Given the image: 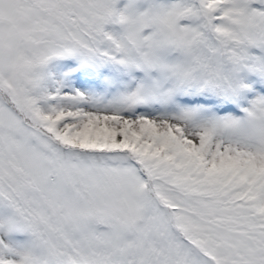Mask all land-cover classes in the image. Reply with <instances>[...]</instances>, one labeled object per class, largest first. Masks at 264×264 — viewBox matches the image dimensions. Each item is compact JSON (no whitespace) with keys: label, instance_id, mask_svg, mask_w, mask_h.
<instances>
[{"label":"snow or ice","instance_id":"snow-or-ice-1","mask_svg":"<svg viewBox=\"0 0 264 264\" xmlns=\"http://www.w3.org/2000/svg\"><path fill=\"white\" fill-rule=\"evenodd\" d=\"M0 264H264V0H0Z\"/></svg>","mask_w":264,"mask_h":264}]
</instances>
